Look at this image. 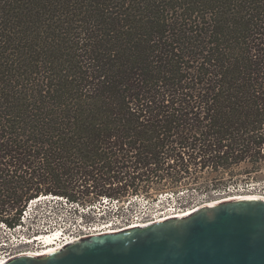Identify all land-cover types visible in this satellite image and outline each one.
<instances>
[{"label":"trees","instance_id":"obj_1","mask_svg":"<svg viewBox=\"0 0 264 264\" xmlns=\"http://www.w3.org/2000/svg\"><path fill=\"white\" fill-rule=\"evenodd\" d=\"M263 167L264 0H0V221Z\"/></svg>","mask_w":264,"mask_h":264},{"label":"water","instance_id":"obj_2","mask_svg":"<svg viewBox=\"0 0 264 264\" xmlns=\"http://www.w3.org/2000/svg\"><path fill=\"white\" fill-rule=\"evenodd\" d=\"M4 264H264V201L207 203L187 216L82 237Z\"/></svg>","mask_w":264,"mask_h":264},{"label":"built area","instance_id":"obj_3","mask_svg":"<svg viewBox=\"0 0 264 264\" xmlns=\"http://www.w3.org/2000/svg\"><path fill=\"white\" fill-rule=\"evenodd\" d=\"M244 196L264 197L260 194ZM133 197L138 195H130L126 199L130 200ZM97 201L107 205L110 210L121 206L117 205L119 202L117 198L102 196ZM97 201L82 205L78 201L53 194H40L29 199L17 224L9 226L0 221V259L5 256L42 252L47 248L62 245L72 238L103 234L109 229L135 227L133 225L137 223H153L163 217L180 213L173 210L156 218H147L137 213H128L124 217L108 215L93 217L88 211ZM49 235L56 237V242L46 244L43 240Z\"/></svg>","mask_w":264,"mask_h":264},{"label":"rangeland","instance_id":"obj_4","mask_svg":"<svg viewBox=\"0 0 264 264\" xmlns=\"http://www.w3.org/2000/svg\"><path fill=\"white\" fill-rule=\"evenodd\" d=\"M238 187H231L229 190L219 193H211V197L201 196L196 190L195 184H187L182 190L173 194L172 192L159 193L156 198L149 197L145 194H139L138 197H133L127 200L125 197L118 199L120 208L113 210L108 209L107 205L96 202L88 211L93 217L99 216H117L124 217L128 213L143 214L147 218H156L168 214L170 211L181 212L184 209L193 208L197 205L211 203L212 201H221L227 198H235L241 195L260 194L264 195V167L259 171V175L255 179L243 180L238 182ZM168 193V194H164ZM200 194V195H199ZM137 195V194H133ZM202 197L201 198H198ZM259 197V196H253ZM261 198V197H260ZM73 214V212H72ZM39 222V219H37Z\"/></svg>","mask_w":264,"mask_h":264},{"label":"bare ground","instance_id":"obj_5","mask_svg":"<svg viewBox=\"0 0 264 264\" xmlns=\"http://www.w3.org/2000/svg\"><path fill=\"white\" fill-rule=\"evenodd\" d=\"M246 197H253V196H244V195H241L239 197H235V198H227V199H238V198H246ZM256 198H259V199H262L264 201V197L263 198H260V197H256ZM222 201V200H221ZM210 203V202H209ZM211 203H218V201H212ZM201 206V205H200ZM199 207V205L193 207V208H187V209H184L183 211H181L179 214H176V215H173V216H166V217H163L161 219H159L158 221H161V220H164V219H169V218H172V217H181V216H187L189 215L190 213L194 212L197 208ZM149 224V223H147ZM147 224H144V223H137L133 226H145ZM124 229H127V228H121V229H109L108 232H104V233H113V232H117V231H122ZM81 237L79 238H72V239H69L67 240L65 243H63L62 245H56L54 247H50V248H47L45 250H43L42 252H38V253H34V254H30V253H27L26 255H33V256H43L45 254H48V253H51V252H54L66 245H69L70 243H72L73 241L77 240V239H80ZM56 237L54 236H47L45 237V239L43 240L46 244H49V243H54L56 242L55 241ZM20 255V254H19ZM14 257V256H13ZM12 256H5V257H2L0 259V264H4L6 261H8L9 259L13 258Z\"/></svg>","mask_w":264,"mask_h":264}]
</instances>
